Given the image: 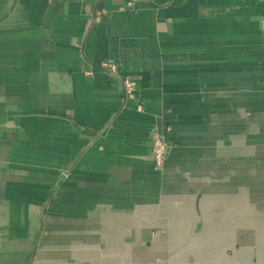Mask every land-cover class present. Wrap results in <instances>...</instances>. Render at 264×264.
<instances>
[{
	"label": "crops",
	"instance_id": "obj_1",
	"mask_svg": "<svg viewBox=\"0 0 264 264\" xmlns=\"http://www.w3.org/2000/svg\"><path fill=\"white\" fill-rule=\"evenodd\" d=\"M0 264H264V0H0Z\"/></svg>",
	"mask_w": 264,
	"mask_h": 264
},
{
	"label": "built area",
	"instance_id": "obj_2",
	"mask_svg": "<svg viewBox=\"0 0 264 264\" xmlns=\"http://www.w3.org/2000/svg\"><path fill=\"white\" fill-rule=\"evenodd\" d=\"M113 72L116 70L115 65H109ZM124 93L127 98H133L135 96L137 82L126 77L123 81ZM171 127H166L164 129L157 130L152 137L151 141V157L156 168H161L170 153L171 143H170V132Z\"/></svg>",
	"mask_w": 264,
	"mask_h": 264
},
{
	"label": "rangeland",
	"instance_id": "obj_3",
	"mask_svg": "<svg viewBox=\"0 0 264 264\" xmlns=\"http://www.w3.org/2000/svg\"><path fill=\"white\" fill-rule=\"evenodd\" d=\"M167 127H171V126L168 125ZM171 130H172V127H171ZM156 131H157V130H156ZM156 131H155V132H156ZM155 132H154V134H155ZM170 132H171V131H170ZM154 134H153V135H154ZM165 163H166V162H165ZM164 167H165V164H164L160 169H159V168H157V169H159V170H163ZM34 258H35V257H34Z\"/></svg>",
	"mask_w": 264,
	"mask_h": 264
}]
</instances>
